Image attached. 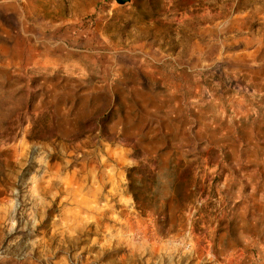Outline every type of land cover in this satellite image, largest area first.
I'll return each mask as SVG.
<instances>
[{
    "label": "rangeland",
    "instance_id": "1",
    "mask_svg": "<svg viewBox=\"0 0 264 264\" xmlns=\"http://www.w3.org/2000/svg\"><path fill=\"white\" fill-rule=\"evenodd\" d=\"M181 3L0 0V264H264V0Z\"/></svg>",
    "mask_w": 264,
    "mask_h": 264
},
{
    "label": "trees",
    "instance_id": "2",
    "mask_svg": "<svg viewBox=\"0 0 264 264\" xmlns=\"http://www.w3.org/2000/svg\"><path fill=\"white\" fill-rule=\"evenodd\" d=\"M138 1H139V2H142V1H144V0H138ZM145 1H146V0H145ZM147 1L151 4V3H153V1H155V0H147ZM181 2H182V0H178V3L182 4ZM180 7H181V8H184L185 6H184V5H180ZM147 20H148V19H147ZM137 170H138V169L134 168V169L128 171V179H129V181H130L129 190H130L131 195L133 196V198H134L135 200H137V198H138V197H137L138 193L134 190L132 174H133V172H135V171H137Z\"/></svg>",
    "mask_w": 264,
    "mask_h": 264
},
{
    "label": "water",
    "instance_id": "3",
    "mask_svg": "<svg viewBox=\"0 0 264 264\" xmlns=\"http://www.w3.org/2000/svg\"><path fill=\"white\" fill-rule=\"evenodd\" d=\"M116 3L120 6H125L127 4L132 3L134 0H115Z\"/></svg>",
    "mask_w": 264,
    "mask_h": 264
},
{
    "label": "crops",
    "instance_id": "4",
    "mask_svg": "<svg viewBox=\"0 0 264 264\" xmlns=\"http://www.w3.org/2000/svg\"><path fill=\"white\" fill-rule=\"evenodd\" d=\"M98 94H100V93H98Z\"/></svg>",
    "mask_w": 264,
    "mask_h": 264
}]
</instances>
